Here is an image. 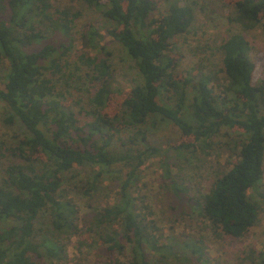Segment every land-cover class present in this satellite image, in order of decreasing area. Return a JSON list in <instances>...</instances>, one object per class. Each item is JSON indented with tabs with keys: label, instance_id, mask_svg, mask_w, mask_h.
Masks as SVG:
<instances>
[{
	"label": "trees",
	"instance_id": "1",
	"mask_svg": "<svg viewBox=\"0 0 264 264\" xmlns=\"http://www.w3.org/2000/svg\"><path fill=\"white\" fill-rule=\"evenodd\" d=\"M84 1L114 22L107 31L137 69L130 90L114 89L112 52L100 46L104 36L92 24L87 31L77 29L81 9L55 7L53 0H0V101L7 105L6 122L18 117L28 131L15 145L0 141V157L8 152L10 157L0 180V264H66L72 238L84 235L80 246L91 239L104 250L101 264H152L153 257L165 263L171 256L184 263L180 252L160 242L163 235L147 216L149 206L143 212L132 193L146 160L162 152L149 141L147 125L155 115L181 130V139L171 144L180 155L207 151L225 128L240 133L231 167L216 177L198 204L199 216L217 234L246 236L262 209L249 190L264 177V53L254 60L250 39L233 30L221 43L217 71L181 73L184 54L176 46L195 20V0ZM222 1L234 7L232 22L264 31V0ZM79 39L103 57L74 53ZM84 66L88 89L72 80ZM190 89L194 93L188 102ZM125 132L128 138L117 152L113 142ZM164 164L166 177L181 192ZM116 166L126 170L119 199L92 205L91 220L84 225L74 194L93 196ZM87 167L96 171L93 178L68 187V174ZM186 252L191 264L204 256L196 243H189Z\"/></svg>",
	"mask_w": 264,
	"mask_h": 264
},
{
	"label": "rangeland",
	"instance_id": "2",
	"mask_svg": "<svg viewBox=\"0 0 264 264\" xmlns=\"http://www.w3.org/2000/svg\"><path fill=\"white\" fill-rule=\"evenodd\" d=\"M196 17L188 33L179 39L177 51L184 54V59L179 64L181 73L192 72L197 68H208L217 71L221 66L223 52L221 43L233 30L242 31L250 39L254 46L252 58L257 59V54L264 53V31L255 27L243 29L237 22H232L235 15L234 7L226 5L222 0H195ZM55 7H74L81 9L83 16L78 21L77 29L87 31L90 24L100 32L104 38L100 46H105L112 52L111 61L115 68L114 89L128 91L138 80L137 69L134 62L128 56L123 46L108 33V29L115 24L104 15V10H98L87 6L84 0H53ZM162 4L161 10L164 11ZM79 30V31H80ZM88 53L89 55L103 54L97 47L85 45L83 40L76 42L74 53ZM75 55V54H74ZM87 67H83L78 73L79 77L73 78L74 86L82 89L89 88V80L86 76ZM260 67L256 70L259 76ZM4 73L0 69V87H4ZM194 90L190 89L189 101ZM88 96V92H85ZM114 106V105H113ZM115 113L114 107L109 108ZM185 116L192 121L189 110H185ZM7 105L0 101V141H4L9 147L17 144L28 135L27 128L16 117L12 123L6 122ZM193 122V121H192ZM149 141L152 145L161 148L159 155H154L146 160L141 167L138 181L132 188L133 195L137 198L140 209L144 212V206L149 208L148 218L153 219L163 235L161 243L173 246L183 256L180 262L175 256L166 259L165 263H158L155 257L152 264H191L187 255L188 244H199L203 247L204 256L199 264H256L264 259V177L260 183L249 190V196L259 200L262 209L258 220L250 232L239 239L224 234H217L199 216L200 206L198 201L208 193L216 179L222 172L231 167V161L236 158L237 146L242 136L240 133L225 128L218 136H214L209 143L207 151L201 148L195 151L177 153L171 144L181 139V130L171 120L161 116H153L148 125ZM129 133L118 135L112 145L117 152L124 148L121 140L128 138ZM145 148L144 145L141 146ZM8 155L0 157V180L2 170L9 160ZM165 162L171 169V178L175 185L182 191L177 193L174 184L165 175ZM111 173H106L99 182L94 195L78 196L75 200L80 204L82 223L88 225L92 205L103 207L110 205L119 199L120 183L126 170L120 172V167H114ZM95 170L90 167L78 169L68 174V187L86 185L91 180ZM93 194V193H92ZM87 238L74 236L68 248V261L66 264H101L105 258L104 250L97 242L86 239L85 246H80L79 241ZM159 257V256H157ZM130 255H127V259Z\"/></svg>",
	"mask_w": 264,
	"mask_h": 264
}]
</instances>
